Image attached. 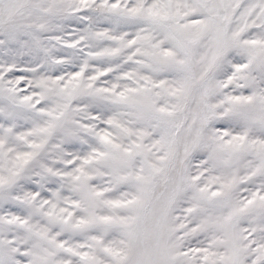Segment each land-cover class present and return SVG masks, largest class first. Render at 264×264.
<instances>
[{
	"label": "snow or ice",
	"instance_id": "6c2138e0",
	"mask_svg": "<svg viewBox=\"0 0 264 264\" xmlns=\"http://www.w3.org/2000/svg\"><path fill=\"white\" fill-rule=\"evenodd\" d=\"M0 264H264V0H0Z\"/></svg>",
	"mask_w": 264,
	"mask_h": 264
}]
</instances>
